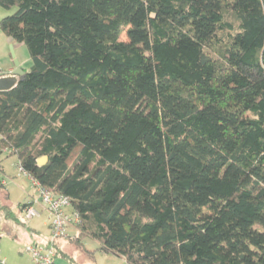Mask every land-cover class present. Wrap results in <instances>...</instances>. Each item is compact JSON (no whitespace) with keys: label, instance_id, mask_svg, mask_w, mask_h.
Returning a JSON list of instances; mask_svg holds the SVG:
<instances>
[{"label":"trees","instance_id":"1","mask_svg":"<svg viewBox=\"0 0 264 264\" xmlns=\"http://www.w3.org/2000/svg\"><path fill=\"white\" fill-rule=\"evenodd\" d=\"M0 7L30 57L0 93V155L69 198L76 244L126 264H264V0Z\"/></svg>","mask_w":264,"mask_h":264},{"label":"rangeland","instance_id":"2","mask_svg":"<svg viewBox=\"0 0 264 264\" xmlns=\"http://www.w3.org/2000/svg\"><path fill=\"white\" fill-rule=\"evenodd\" d=\"M15 8L0 7V20L14 13ZM125 40L124 34L120 38ZM17 62L21 68L28 67L30 57L24 44L9 40L0 30V73H7L9 68ZM5 183L0 188V201L12 211L19 210L22 204H27L37 197L28 176L19 171L18 158L15 155H0V182ZM3 194L6 197H3ZM40 215L25 219L20 213L17 220H7L0 213V262L4 264H35L31 256L25 251L28 244L37 238L49 235L46 223L48 215L35 205ZM78 238L75 228L66 230V237L56 242L59 255L54 264H126L125 260L100 250L99 243L91 238L83 237L80 244L75 243Z\"/></svg>","mask_w":264,"mask_h":264},{"label":"built area","instance_id":"3","mask_svg":"<svg viewBox=\"0 0 264 264\" xmlns=\"http://www.w3.org/2000/svg\"><path fill=\"white\" fill-rule=\"evenodd\" d=\"M19 171L30 178L37 194V197L22 209L21 214L25 219L38 217L40 213L35 208V205H38L49 217L46 224L49 235L42 239L35 236L34 241L26 246L25 251L31 256L35 264H54L57 252L56 242L59 238L66 237L68 228L76 229L80 221L79 214L73 209L67 196L46 190L20 167ZM4 186L5 183L1 181L0 187L4 188Z\"/></svg>","mask_w":264,"mask_h":264},{"label":"water","instance_id":"4","mask_svg":"<svg viewBox=\"0 0 264 264\" xmlns=\"http://www.w3.org/2000/svg\"><path fill=\"white\" fill-rule=\"evenodd\" d=\"M24 70L19 66L17 62L13 64V69L8 73L0 74V93H6L13 90L17 84L24 79ZM46 157L40 158L37 161L38 166H42L46 163ZM0 264H4L0 262Z\"/></svg>","mask_w":264,"mask_h":264},{"label":"crops","instance_id":"5","mask_svg":"<svg viewBox=\"0 0 264 264\" xmlns=\"http://www.w3.org/2000/svg\"><path fill=\"white\" fill-rule=\"evenodd\" d=\"M29 67H30V63H29V66H28V67H23L22 69H23V70H27ZM12 69H13V68H9L8 72H10ZM8 72H7V73H8ZM0 74H1V73H0ZM46 224H47V223H46ZM35 236H36V235H35ZM54 262H55V261H54Z\"/></svg>","mask_w":264,"mask_h":264}]
</instances>
